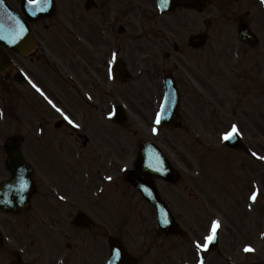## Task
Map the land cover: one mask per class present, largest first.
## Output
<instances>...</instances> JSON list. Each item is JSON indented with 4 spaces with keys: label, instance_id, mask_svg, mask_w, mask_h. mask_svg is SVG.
Listing matches in <instances>:
<instances>
[{
    "label": "rangeland",
    "instance_id": "1",
    "mask_svg": "<svg viewBox=\"0 0 264 264\" xmlns=\"http://www.w3.org/2000/svg\"><path fill=\"white\" fill-rule=\"evenodd\" d=\"M57 1L55 15L43 22L48 28L37 24L34 29L43 38L55 36L52 43L57 50H62V47L68 49L64 43L73 42L75 36L65 31L72 22L75 0ZM133 1L104 0L110 29L109 55H115L120 48L119 55L129 61L133 75L117 84L118 90L109 80V89L115 86L109 108L121 102L129 119L121 127L108 120L101 129L98 126V132L93 127L94 112L87 117L78 113L81 115L78 119L87 123L86 133L92 136V148L99 150L102 133L104 144L109 143L113 148L115 145L111 144H119L125 169L133 167L144 139L155 140L163 148L176 164L180 178L175 183L158 181L156 184L183 234H162L153 208L125 181L123 189L117 183L110 185L103 200L90 199L97 207V211L89 214L97 227L78 229L68 220L63 222L62 213L48 215L52 221L62 223L71 237L60 235L57 250L72 254L73 259L82 263L97 259L94 264H104L97 250L103 254L108 243L106 236L113 235L122 238L131 253L139 258L138 264H198L201 254L205 256L204 264H264V160L259 159L264 156V0H213L202 14L177 10L164 16L154 10L141 13L143 16L132 9L125 10L122 3L134 7ZM118 10L122 18L121 14L119 18L108 17ZM243 20L258 35L257 45L238 38V25ZM122 26L125 29L120 32ZM78 28L86 37L96 38V20ZM197 33L208 34V40L200 48L188 43L189 36ZM168 40L169 46H166ZM175 40L181 44V51L176 55L172 51ZM165 50L172 52L170 60H164ZM138 53H145L149 59L143 64L140 59L130 62ZM13 56L20 66L23 58ZM33 66L38 69L35 74L49 85L57 80V75L43 64ZM166 69L175 73L182 90L183 120L173 129L157 126L155 122L163 97L160 78ZM15 86L13 93L3 90L6 104L0 102L3 113L0 115V174H4L2 165L8 155L3 143L14 133L24 136L25 155L40 162L35 166V177L39 176L43 164L58 160L54 166L62 168L65 160L68 161L67 156H73L72 144L78 143L77 134H72L68 125L55 128L61 113L56 108L53 111L40 105L34 96L22 91L21 85ZM39 121L45 124L46 131L43 139L46 141L42 143L36 128ZM233 124L239 127L244 144L257 154L256 160L245 151L224 144L223 136ZM153 128H158V133L154 134ZM56 131L59 134L55 135ZM91 146L86 152H94ZM78 147H82L81 143ZM75 163L70 161L71 171L78 172ZM253 192L258 193L256 201L250 198ZM31 211L15 215L11 221L18 224L10 225L16 232L35 237L43 229L41 213ZM213 220H219L222 225L217 245L202 252L195 248V241L204 242ZM249 245L254 251L244 250Z\"/></svg>",
    "mask_w": 264,
    "mask_h": 264
},
{
    "label": "flooded vegetation",
    "instance_id": "2",
    "mask_svg": "<svg viewBox=\"0 0 264 264\" xmlns=\"http://www.w3.org/2000/svg\"><path fill=\"white\" fill-rule=\"evenodd\" d=\"M139 1L141 0H134V5ZM81 2L75 0L72 3L74 5V11L71 12L72 22L70 26L65 27L67 34L78 31L72 39L73 42L64 43L68 49L62 47V50H57L58 47L52 43V41H55V36L48 38V40L37 34L39 42L36 49L22 57L24 60L22 61L24 74L22 91L24 90V93L34 96L40 102V105L42 103L55 111V108L49 103V100H52L80 127L69 124L65 119H60L59 122L57 121L58 123H55V128L68 125L70 132L77 134L75 138L78 143L74 146L72 144L73 156L71 158L67 156L69 162L65 160L62 168H58L57 165L54 166L55 163L57 164V160L47 165L43 164L39 176L35 177L34 174L35 190L31 197V207L27 211L32 210L38 215L41 213L43 228L41 234L38 233L35 237H29L23 235L21 231L16 232V228L10 225L12 223L18 224L12 222L11 219L15 215L25 213V211H0V229L3 235L0 239V264H88L73 259L72 254L65 255L57 250L58 244H61L62 237L60 235L71 237L62 223L52 221L48 215L54 212L62 213L65 219L63 222L68 220L69 224L74 226V217L77 212L92 213L97 211V207L92 204L90 199L103 200L109 186L116 183L117 187L120 185L122 189L124 188V159L119 144H111L115 145V148L111 147L109 143L104 144L102 133L99 137L102 138L99 150L92 148V136L86 133L87 123L78 119L81 118L78 113L87 117L94 112L96 117L93 127L98 132V126L100 125L101 129V125L104 127L108 122V102L110 98L108 49L106 50L107 36L104 35L103 28L108 24L105 15L107 4L104 0L100 2L97 0L94 8H92L94 4L92 1L81 0ZM119 15L118 10L116 17L119 18ZM120 17L122 18V13ZM91 20L97 21L98 31L95 39L86 37L84 32L78 28L83 23ZM43 26L45 29L48 28L46 24H43ZM35 63H41L54 72L57 75V80L49 85L40 79L35 74V72H38V69L33 66ZM34 84L36 87L33 86ZM38 88L42 91H38ZM6 91L8 93L12 92V86L8 85ZM68 104L71 106H68ZM59 116L63 115L59 114ZM44 125L42 121H39L36 126L39 143L46 141L43 140L46 136ZM56 134H59L58 131L55 132ZM54 138L57 137L54 136ZM79 143H81V148L78 147ZM89 145L94 152H86ZM26 156L35 166L40 163L34 157ZM86 156L91 158H85ZM70 161L76 162L78 172L71 171ZM1 176L0 174V181L4 179ZM108 177L112 179L109 180ZM101 204L103 205L102 201ZM9 225L11 230L8 229ZM44 226H46V229H44ZM92 226L97 227L95 221L92 222L89 228ZM106 237L108 241L110 235ZM67 245L71 247V244L67 243ZM109 246L110 242L107 243L103 254H99L97 250V254L104 261H107L108 252L106 249L109 251ZM99 247L101 249V246ZM98 261L96 259L89 264Z\"/></svg>",
    "mask_w": 264,
    "mask_h": 264
},
{
    "label": "water",
    "instance_id": "3",
    "mask_svg": "<svg viewBox=\"0 0 264 264\" xmlns=\"http://www.w3.org/2000/svg\"><path fill=\"white\" fill-rule=\"evenodd\" d=\"M197 2L201 8L205 7L208 4L207 0H201V1L199 0ZM171 7H172V4H170L168 7L166 6V8L164 7L163 8L166 10ZM50 9L51 11L53 10V2H52V6H50ZM43 13L47 14V12H43ZM239 33H240L241 38L248 39L251 42L255 41V38L251 34L248 28V25L246 23L241 25ZM15 37L18 39V37L13 34L12 35V40H13L12 47L21 53L22 52L21 42L17 43L14 40ZM205 39H206L205 36L198 37L199 42H203ZM1 49H2V46H0V64L2 63V59H3V53ZM178 100H179L178 97L174 94L173 91L168 92V95L163 105V112L167 114L166 118H169V117H174L176 119L178 118V103H179ZM19 143H20V138L18 136L12 137L8 143V146L11 149V155H12L11 167H12L14 176L11 182H7L3 184L2 186H0V207L4 209L5 208H10V209L22 208L24 207V205H27L30 192L33 189V183L30 178V169L28 165L26 164V162L23 160V157L19 151ZM234 145L241 146L239 142H235L233 146ZM150 171H154V169L150 168ZM152 201L156 204L158 203L157 200L156 201L152 200ZM165 214L166 216L163 214V218H162L163 227L166 228L168 232L176 231V223L173 217H171L170 213H165ZM165 221H169L171 224L169 223L166 224ZM120 261L121 260H119L118 262Z\"/></svg>",
    "mask_w": 264,
    "mask_h": 264
},
{
    "label": "snow or ice",
    "instance_id": "4",
    "mask_svg": "<svg viewBox=\"0 0 264 264\" xmlns=\"http://www.w3.org/2000/svg\"><path fill=\"white\" fill-rule=\"evenodd\" d=\"M30 3H36L37 0H29ZM50 2V0H49ZM167 3H168V0H164V4H165V7L167 6ZM34 87H36V85L34 84L33 85ZM38 91H42L40 90L39 88L37 89ZM49 103L52 104V106L54 108H56V110L58 112H60L63 116H64V119L67 120L69 122V124H72L74 125L75 127H80V125L76 124V122L70 117L68 116L64 111L63 109L59 108L52 100H49ZM3 113L0 112V115H2ZM111 115V113H110ZM161 114H157V117H156V123L159 124L161 122ZM153 132H156L157 129L156 128H153L152 129ZM240 132V129L237 125L233 124L231 126V131L230 132H227L224 136H223V139L224 140H229L231 139L234 135L236 134H239ZM254 156H256L257 154L256 153H253ZM259 159L261 160H264V156H260ZM109 180H111L112 178L111 177H108ZM257 196H258V193L257 192H253L252 195H251V199L253 201H256L257 200ZM165 223H167V221H165ZM221 222L219 220H213L211 222V227H210V234L206 237H204V242L201 243L199 240L198 241H195V248L198 249V250H201L202 252H206L207 250H209L210 248V245L212 244L213 241L216 240L217 238V235H218V230L220 229L221 227ZM246 252H251V251H254V249L249 245V246H246L245 249H244ZM117 253H119V249L116 250ZM198 264H204V257L201 256L199 258V262Z\"/></svg>",
    "mask_w": 264,
    "mask_h": 264
}]
</instances>
